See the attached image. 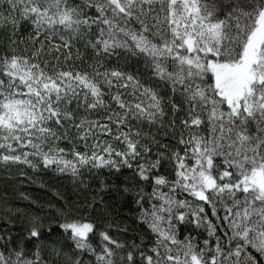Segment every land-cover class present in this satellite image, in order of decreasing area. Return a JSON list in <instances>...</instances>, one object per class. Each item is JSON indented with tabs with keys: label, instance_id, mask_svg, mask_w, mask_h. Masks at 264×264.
<instances>
[{
	"label": "snow or ice",
	"instance_id": "6c2138e0",
	"mask_svg": "<svg viewBox=\"0 0 264 264\" xmlns=\"http://www.w3.org/2000/svg\"><path fill=\"white\" fill-rule=\"evenodd\" d=\"M22 22L31 52L0 55V164L74 178L127 168L151 185L134 197L155 237L148 254L133 245L122 255L125 245L107 231L98 251L95 222L77 217L58 225L75 252L53 246L50 255L63 264H83L78 253L95 264H264V0H0V28L15 35ZM77 41L97 58L91 71L68 64ZM119 50L142 57L156 84L107 67L103 58L119 59ZM145 124L168 127L181 147L160 151L167 145L146 142ZM165 160L169 175L159 172ZM101 187L130 195L135 186ZM185 223L207 238H181ZM42 229L34 222L28 237L42 240ZM9 243L0 264H57L39 244L28 256Z\"/></svg>",
	"mask_w": 264,
	"mask_h": 264
},
{
	"label": "trees",
	"instance_id": "16d2710c",
	"mask_svg": "<svg viewBox=\"0 0 264 264\" xmlns=\"http://www.w3.org/2000/svg\"><path fill=\"white\" fill-rule=\"evenodd\" d=\"M81 3L82 0H75ZM31 29L27 24H23L15 35H12L11 28H0V55L5 51L11 52L16 49L17 54L28 53L32 50V45L28 40ZM11 38V39H10ZM15 40L16 44H11ZM58 42V41H54ZM47 44L48 42L45 41ZM120 51V58L116 56L105 57L103 62L107 67L119 65L127 72L138 75L142 81L149 85H155L156 81L151 76L150 68L142 57L132 56L130 53ZM82 55V59H76L77 53ZM73 59L68 64L74 65L81 70L91 71L89 65H95L97 58L89 48L85 49L83 41L74 42L71 49ZM56 55L53 53V56ZM53 63L52 56L46 57ZM63 65V57H61ZM158 90L164 96L165 105L169 111V116L164 124H168L171 119L168 89L161 83ZM143 133H148V140L155 136L161 145H167V150L163 147L160 151L171 152L181 147L178 144L179 136L173 137V132L168 127L157 125H143ZM62 147H71L66 143ZM153 156L156 155V145L152 144ZM171 164L165 160L159 172L162 175H169ZM132 170L122 168L119 173H110L108 169L99 172L92 169H82L79 177L74 178L69 173H58L52 169H44L42 166L38 170H33L25 165L0 164V246L6 242L9 251L11 248H23L26 255L31 256L37 245L42 246V255L48 260H57V264H63L62 259L50 255L53 246L63 248L65 253L75 252L72 242L67 239V235L59 229L58 225L66 218L87 217L96 224V233L91 235L90 242L98 251L101 250L105 242L102 241L99 233L107 231L109 235L118 242L125 245V249L117 250L122 255L128 250H134L133 245H139L146 254L154 244L155 237L150 232L146 224L141 222L140 208L134 202L136 187H142L145 193L151 191V185L133 179ZM171 178V176L169 177ZM101 180L111 186H135L130 195L115 193L109 188L101 187ZM167 191V189H163ZM178 199L193 200L187 193L177 192ZM193 203H199L193 201ZM91 205V207H89ZM211 210L207 214L210 216ZM189 216L188 220L191 221ZM215 220V218H212ZM37 226L43 225V239L35 240L28 237L29 230L33 223ZM51 226L52 232L48 229ZM181 238L185 235L198 237L201 241L207 238V233L203 228H197L193 223L179 225ZM4 248L0 247V251ZM7 254V253H6ZM83 264H95V257L89 253H78ZM139 260V253H136Z\"/></svg>",
	"mask_w": 264,
	"mask_h": 264
}]
</instances>
